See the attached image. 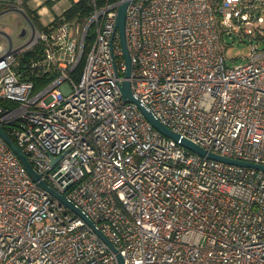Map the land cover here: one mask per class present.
<instances>
[{
	"label": "built area",
	"instance_id": "1",
	"mask_svg": "<svg viewBox=\"0 0 264 264\" xmlns=\"http://www.w3.org/2000/svg\"><path fill=\"white\" fill-rule=\"evenodd\" d=\"M46 1L29 4L49 14ZM122 1L87 0L83 25L63 10L40 20L45 28L26 16L18 47L6 36L0 126L124 264H264V170L182 146L122 98ZM4 5L25 15L23 0ZM125 38L131 92L159 122L206 151L264 165V0H128ZM245 38V61L227 65V48ZM30 50L40 55L31 66L55 73L37 88L14 68ZM0 264H119L1 136Z\"/></svg>",
	"mask_w": 264,
	"mask_h": 264
},
{
	"label": "water",
	"instance_id": "2",
	"mask_svg": "<svg viewBox=\"0 0 264 264\" xmlns=\"http://www.w3.org/2000/svg\"><path fill=\"white\" fill-rule=\"evenodd\" d=\"M128 5V0L122 1L117 9L116 14V20H115V29L118 31L119 34V40L121 44V50L122 55L125 62V72L124 77L125 79L122 80V82L119 85L121 96L125 101H131L138 105L139 109L143 112L147 120L151 123L153 127L158 129L162 134L173 138L175 141H178L182 146L193 150L194 152H197L200 155H205L209 158H213L216 160H220L227 163H233L241 166H247V167H254L260 170H264V165L253 163V162H247L237 159H231L224 156H221L219 154L206 151L205 149L201 148L199 145L193 143L189 139L181 136L180 134L173 132L166 126H164L161 122H159L150 111H148L142 104L139 103L138 99L135 98L131 92L130 88V82L128 81L127 77L130 74L131 64L129 59V54L126 46V38H125V15H126V7ZM6 11H14L13 9H6L0 12L2 14ZM16 11V10H15ZM23 14V13H22ZM24 18L27 19L26 15H24ZM24 33V30H22L21 34ZM8 38L9 36L6 35ZM10 40V39H9ZM11 43V40H10ZM0 136L5 140V142L8 144V146L11 148V150L16 154V156L21 161L22 165L26 169L27 173L30 175V177L37 182V184L48 191L52 196L57 198L62 204H64L66 207L71 209L73 212H75L81 219H83L106 243L107 245L116 253V257L118 259L119 264L123 263V258L121 254L118 252L117 248L107 239V237L95 227V224L84 214L81 212V210L76 207L72 202H70L66 196L63 193H60L59 191L55 190L51 186H49L42 178L39 173H37L32 165L30 164L27 155L22 151V149L14 143V141L10 138V136L6 133V131L3 129L2 126H0ZM55 159H52V162H54ZM70 183H68L64 189H66L69 186Z\"/></svg>",
	"mask_w": 264,
	"mask_h": 264
},
{
	"label": "trees",
	"instance_id": "3",
	"mask_svg": "<svg viewBox=\"0 0 264 264\" xmlns=\"http://www.w3.org/2000/svg\"><path fill=\"white\" fill-rule=\"evenodd\" d=\"M5 0H0V12L3 10L8 9L7 6L4 5ZM30 1L31 0H23L24 2V11L25 15L29 17L34 24L41 28H45V25H43L40 21L39 15L37 14L36 10L31 8L30 6ZM54 1L52 0H47L46 4L49 9H51V4ZM90 13V7L87 4V0H71L70 5L64 9L61 13L62 17L65 19H70L73 21H84L86 17ZM55 18H58V15H55ZM88 50V46L84 48V53L81 57V60L75 69V77L79 75V72L83 66L84 63V57L85 53ZM39 50H30L24 52L22 55L18 56V59L14 65V68L17 72L20 73V77L23 79H32L35 83V88L40 86L42 83L46 82L47 80L51 79L52 76H55V73L53 71H45L43 72V64L39 63L36 64L35 66H31L30 63L33 60H38L40 55H39ZM0 104L2 105H9L7 102L0 101Z\"/></svg>",
	"mask_w": 264,
	"mask_h": 264
},
{
	"label": "rangeland",
	"instance_id": "4",
	"mask_svg": "<svg viewBox=\"0 0 264 264\" xmlns=\"http://www.w3.org/2000/svg\"><path fill=\"white\" fill-rule=\"evenodd\" d=\"M71 0H56L51 5L55 12H61L70 5ZM30 5H34L31 3ZM41 21L45 22L49 18V14L43 13L39 15ZM83 25V22H81ZM24 29L25 34L19 35ZM4 35H9L13 47H18L23 44L30 35V26L27 20L20 14L14 11H6L0 14V45L5 46L6 40ZM249 53V39L235 40L227 48V65L240 64L245 61L244 57Z\"/></svg>",
	"mask_w": 264,
	"mask_h": 264
},
{
	"label": "crops",
	"instance_id": "5",
	"mask_svg": "<svg viewBox=\"0 0 264 264\" xmlns=\"http://www.w3.org/2000/svg\"><path fill=\"white\" fill-rule=\"evenodd\" d=\"M14 12H17V11L14 10ZM17 13H19V12H17ZM47 13H49V15L54 16V15L60 13V12H59V11H58V12H55V11H54V8L51 7V9L48 8V12H47ZM21 15H22V14H21ZM22 16H23V15H22ZM22 30H24V29H22ZM22 30H21L20 33H19V35H21V36L25 34V30H24V33L21 34ZM8 36H9V35H8ZM4 37H5V39H6V35H4ZM9 37H10V36H9ZM10 40H11V39H10ZM11 42H12V41H11Z\"/></svg>",
	"mask_w": 264,
	"mask_h": 264
}]
</instances>
